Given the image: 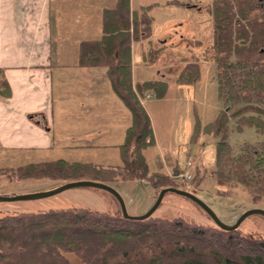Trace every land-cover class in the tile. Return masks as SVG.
Listing matches in <instances>:
<instances>
[{
	"label": "trees",
	"instance_id": "trees-1",
	"mask_svg": "<svg viewBox=\"0 0 264 264\" xmlns=\"http://www.w3.org/2000/svg\"><path fill=\"white\" fill-rule=\"evenodd\" d=\"M151 9L145 6L132 12L130 0H116L114 8L102 13L101 37L79 43L78 66L104 68L112 92L130 112L131 124L119 147L122 181H148L158 196L162 189L175 186L163 174L149 175L142 151L155 141L141 99L148 91L161 99L167 85L160 81L135 84L131 52L132 43L152 35ZM207 13L213 39L206 50L214 53L222 109L204 132L217 139V184L243 185L256 204L264 199V145L261 151L246 146L234 158L227 140L231 120L238 133L248 127L264 134V0H212ZM161 54L162 48L150 50L142 59L153 65ZM199 69L198 61L185 62L177 83H195ZM8 97L10 89L0 70V98ZM116 172L59 159L28 164L13 174L22 180L90 179L114 187ZM236 231L154 215L133 221L124 219L121 212L87 209L20 213L0 218V264H70L64 253L75 254L87 264H264V241L238 236Z\"/></svg>",
	"mask_w": 264,
	"mask_h": 264
},
{
	"label": "rangeland",
	"instance_id": "rangeland-1",
	"mask_svg": "<svg viewBox=\"0 0 264 264\" xmlns=\"http://www.w3.org/2000/svg\"><path fill=\"white\" fill-rule=\"evenodd\" d=\"M72 1L66 7L68 11H73L72 22L63 27L66 31L63 35L70 41L57 42L60 49L65 46V51L72 50L78 40L80 42L87 38L98 37V28H95L97 8L111 7L114 0H81L82 3L88 4L91 16L95 19L91 20L90 31L78 29L80 17L76 12L84 9L85 6L76 3L75 0ZM138 2L140 0H134L135 8ZM211 2L212 0H147L148 6H152L150 15L154 16L152 35L150 42L148 40L135 42L131 51L133 52L132 75L135 84L160 81L167 85L166 93L161 99L156 98L151 91L146 92L141 99L150 119L155 141L153 147L142 151L149 168V175L154 173L165 175L172 181L174 188L196 195L222 223L233 225L242 213L250 209L264 210V199L253 204L250 194L243 185L217 184L214 165L217 139L204 132V127L214 122L222 109L218 98L217 67L212 59L214 53L206 50L213 39L211 20L207 13V6ZM158 48L163 49V54L153 65L143 61V53L147 55L150 50ZM73 49L78 50V45ZM194 60L198 61L200 66L198 80L191 85H179L177 77L182 67L185 62ZM69 84L67 75H55L53 86L54 100L57 104L61 98H73L82 93ZM108 87L111 91L109 82ZM197 126L198 132L195 131ZM235 127V122L231 120L227 141L234 158L239 156L246 146L261 151L264 134H259L255 129L248 127H244L242 132L238 133ZM78 129L82 130L74 127L73 123L71 125L57 118L54 120L55 134L69 136L77 133ZM66 147L68 143L59 145L49 154L24 155L23 160L15 155H0V196L16 197L50 192L70 183V181L51 179L22 180L18 174H13L16 169L28 164L63 159L68 162L89 163L104 169L119 166L113 168L118 169L116 174L119 173V176H114L112 184L122 197L130 216L146 213L154 203L157 196L156 189L148 181L141 180L134 183L129 180L122 181L125 173L120 169L123 163L119 149L114 152L97 149L79 151L68 150ZM187 175L191 177L188 179ZM180 176H183V179ZM83 180L92 181L90 179L75 181ZM77 209L109 214L121 212L117 200L109 193L95 188L80 187L39 200L0 202V218L20 213ZM153 215L167 219L182 218L192 224L214 227L212 220L197 205L173 193L165 194ZM236 234L244 238L264 241V217L260 215L247 217L238 227ZM63 255L70 264H87L75 254Z\"/></svg>",
	"mask_w": 264,
	"mask_h": 264
},
{
	"label": "crops",
	"instance_id": "crops-1",
	"mask_svg": "<svg viewBox=\"0 0 264 264\" xmlns=\"http://www.w3.org/2000/svg\"><path fill=\"white\" fill-rule=\"evenodd\" d=\"M70 1L0 0V70L10 89V97L0 98V155L23 160L24 155L49 154L64 143H68V150L114 152L123 143L131 124L130 112L109 90L105 69L79 67V50L73 49L77 45L79 49L83 41L101 37L102 13L114 8L116 0L111 7L97 8L98 37L78 40L72 50L65 51L57 42L70 41L63 35V27L72 22L73 11L66 8ZM146 1L140 0L135 8L134 0H130V10L139 12L148 6ZM75 2L85 6L76 12L80 17L78 29L90 31L91 20H95L90 7L81 0ZM56 74L67 75L71 86L82 93L61 98L57 104L53 86ZM55 118L82 130L69 136L55 134Z\"/></svg>",
	"mask_w": 264,
	"mask_h": 264
},
{
	"label": "water",
	"instance_id": "water-1",
	"mask_svg": "<svg viewBox=\"0 0 264 264\" xmlns=\"http://www.w3.org/2000/svg\"><path fill=\"white\" fill-rule=\"evenodd\" d=\"M80 187H89V188H95L99 189L102 191H105L112 195L118 202L120 209H121V214L124 219L127 220H133V221H143L148 218H150L159 208L165 194L167 193H173L176 195H179L181 197H184L191 202H193L195 205H197L214 223V225L219 228L220 230L230 232L238 229V227L241 225V223L249 216L251 215H260L264 217V210L259 209V208H253L250 209L240 215V217L237 219V221L233 225H226L222 223L219 218L215 215V213L205 204L203 203L200 199L196 197V195L181 190L177 189L174 187H168L162 189L152 206L146 211V213L140 215V216H130L128 215L126 211V207L124 204V201L122 197L119 195V193L110 185L100 183V182H94V181H89V180H83V181H75V182H70L62 185L61 187L52 190L50 192H44V193H36V194H30V195H23V196H16V197H7V196H0V202H14V201H20V200H39V199H44L48 198L50 196L59 194L65 190L72 189V188H80Z\"/></svg>",
	"mask_w": 264,
	"mask_h": 264
},
{
	"label": "built area",
	"instance_id": "built-area-1",
	"mask_svg": "<svg viewBox=\"0 0 264 264\" xmlns=\"http://www.w3.org/2000/svg\"><path fill=\"white\" fill-rule=\"evenodd\" d=\"M190 164V163H189ZM191 165V164H190ZM181 177V179H183V176H180ZM188 179L191 177L190 175H187L186 176Z\"/></svg>",
	"mask_w": 264,
	"mask_h": 264
}]
</instances>
